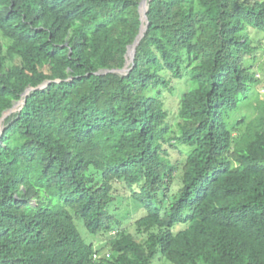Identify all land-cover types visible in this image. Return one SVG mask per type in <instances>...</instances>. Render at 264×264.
<instances>
[{"label":"trees","instance_id":"1","mask_svg":"<svg viewBox=\"0 0 264 264\" xmlns=\"http://www.w3.org/2000/svg\"><path fill=\"white\" fill-rule=\"evenodd\" d=\"M141 1L0 0V118L50 81L0 136V264H264V0H148L98 73ZM115 183L146 212L111 236Z\"/></svg>","mask_w":264,"mask_h":264},{"label":"rangeland","instance_id":"2","mask_svg":"<svg viewBox=\"0 0 264 264\" xmlns=\"http://www.w3.org/2000/svg\"><path fill=\"white\" fill-rule=\"evenodd\" d=\"M5 40L0 36V43H4ZM250 70L253 72L252 74L261 79V83H257L254 87V93L252 99L250 101L244 102L239 111L236 113V116L240 118L241 116H245L247 119L252 118L255 115L254 103L257 99H262L264 97V46L261 49L254 50V57L252 62L250 63ZM173 93L165 91L164 95L167 99L168 105H170L171 113L175 114L177 112V101L179 100V96L187 89V82L185 78L183 79H173L172 80ZM17 104L14 107V110L8 114H6L3 118L2 126H4L5 120L10 117L12 114L18 110L16 108ZM183 149V153H186V148L181 146ZM173 153V151H172ZM173 156H178L177 153H173ZM176 158V157H175ZM179 175V174H178ZM178 186L174 185L172 192L177 190ZM113 192H114V201L110 204V212L111 214L120 221V225L116 227L115 231H112L111 236L115 235L118 229H127L131 232H134L133 223L136 220V217L143 215L146 210L144 208H140L136 202L131 198L132 194L129 188H127L124 184L115 183L113 184ZM183 227V224H178L174 226L173 230L177 231ZM85 228L80 226V232L82 236L85 237L88 243H92L97 246H100L103 252L107 253L108 248L106 246V240L102 239L100 236H93L91 234H87L84 232ZM153 264H172L169 261L164 260L163 258L156 259ZM198 264H206L203 261H199Z\"/></svg>","mask_w":264,"mask_h":264},{"label":"water","instance_id":"3","mask_svg":"<svg viewBox=\"0 0 264 264\" xmlns=\"http://www.w3.org/2000/svg\"><path fill=\"white\" fill-rule=\"evenodd\" d=\"M146 2V6L144 8V10L141 9L142 7V4ZM148 7H149V4H148V0H142L141 3H140V7H139V12H140V20H141V25H140V30H139V34L137 35L135 41L133 44L129 45L128 46V49H127V52H126V63L124 65L123 68L121 69H116V70H108V69H102V70H99L98 73H107V72H114V73H118L120 75H124V74H127V72L131 69V67L133 66V60H134V57H135V53H136V46L138 44V42L140 41V39L142 38V36L144 35L146 29H147V26H148V17H147V10H148ZM130 54V64L131 66H127L128 64V55ZM50 83L49 80H46L44 81L43 83H41L40 85L36 86V87H27L24 92L22 93L21 95V98L16 101L13 106L10 108V109H7L3 112L1 118H0V136L3 134L4 132V128L5 126H1V122L4 118V116L10 112H12L14 110V107L16 104L19 103V107H18V110H16L15 112H19L21 111L23 105L25 104V99L26 97L34 90L36 89H44L45 87L48 86V84Z\"/></svg>","mask_w":264,"mask_h":264},{"label":"bare ground","instance_id":"4","mask_svg":"<svg viewBox=\"0 0 264 264\" xmlns=\"http://www.w3.org/2000/svg\"><path fill=\"white\" fill-rule=\"evenodd\" d=\"M145 6H146V2H144V3L142 4L141 9L144 10ZM129 65H130V54L128 55V64H127V66H129ZM18 106H19V103L17 104L16 108H17ZM2 122H3V120H2ZM2 122H1V126H2Z\"/></svg>","mask_w":264,"mask_h":264}]
</instances>
